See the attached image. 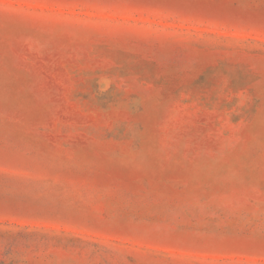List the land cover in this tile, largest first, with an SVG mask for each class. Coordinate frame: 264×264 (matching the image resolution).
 I'll use <instances>...</instances> for the list:
<instances>
[{"label": "rangeland", "instance_id": "rangeland-1", "mask_svg": "<svg viewBox=\"0 0 264 264\" xmlns=\"http://www.w3.org/2000/svg\"><path fill=\"white\" fill-rule=\"evenodd\" d=\"M0 264H264V0H0Z\"/></svg>", "mask_w": 264, "mask_h": 264}]
</instances>
